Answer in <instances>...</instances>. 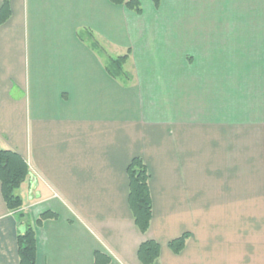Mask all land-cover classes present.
<instances>
[{
	"label": "crops",
	"instance_id": "crops-1",
	"mask_svg": "<svg viewBox=\"0 0 264 264\" xmlns=\"http://www.w3.org/2000/svg\"><path fill=\"white\" fill-rule=\"evenodd\" d=\"M137 1L139 14L118 0L11 1L0 149L29 177L20 212L0 181V264H21L22 214L35 264H142L146 240L156 264H264V0ZM84 31L131 52L128 86ZM134 158L150 176L146 234L129 204Z\"/></svg>",
	"mask_w": 264,
	"mask_h": 264
},
{
	"label": "trees",
	"instance_id": "trees-1",
	"mask_svg": "<svg viewBox=\"0 0 264 264\" xmlns=\"http://www.w3.org/2000/svg\"><path fill=\"white\" fill-rule=\"evenodd\" d=\"M11 1L3 0L0 10V24L7 22L11 16ZM160 0H155L158 4ZM120 4H125L129 9L138 14L141 13V7L137 0H118ZM85 33V34H84ZM79 33V38L84 41L89 36L94 39V35L89 32ZM87 33V35H86ZM93 42V41H92ZM92 46L99 49V54H106L100 47L99 42L94 41ZM95 45V46H94ZM130 59V51L124 57L113 59L108 57L105 62V68L108 74L117 80L129 85L131 76L124 70V65ZM130 180L129 204L133 212L137 228L146 234L151 226L153 217V201L150 192V176L146 164L140 158H134L128 168ZM29 177V167L20 155L13 151L0 149V181L2 184V194L11 212H20L23 208V199L17 194ZM26 215L22 214L21 218ZM51 212H46L40 216L37 225L44 220L55 218ZM27 230L19 236V256L21 264H35L36 261V233L30 223H27ZM189 239V234L170 242L169 247L176 255L180 254ZM97 255V260H98ZM161 256V247L154 240H146L140 245L138 258L142 264H156Z\"/></svg>",
	"mask_w": 264,
	"mask_h": 264
},
{
	"label": "rangeland",
	"instance_id": "rangeland-1",
	"mask_svg": "<svg viewBox=\"0 0 264 264\" xmlns=\"http://www.w3.org/2000/svg\"><path fill=\"white\" fill-rule=\"evenodd\" d=\"M84 32H88V31H84ZM83 32V33H84ZM85 34V33H84ZM86 35H87V33H86ZM85 39L86 40H89V41H91V44H95L94 43V41H97V42H99V44H100V47L105 51V53L106 54H101V56L103 57V59H104V61L106 62V59L108 58V57H110V58H113V59H118V58H120V57H124L125 55H127V53L129 52V51H119V50H114V49H109V48H106L102 43H101V41L97 38V37H95L94 36V39H92V38H90L89 36H86L85 37ZM93 41V42H92ZM95 46V45H94ZM98 48L96 49V51L98 52ZM100 51V50H99ZM99 53V52H98ZM130 58H131V52H130ZM130 60V59H129ZM129 60L126 62V64L124 65V70H125V72L128 74V75H130L131 76V80H130V83L132 82V80H133V78H132V75H131V73L128 71L129 70V67H128V65H129ZM124 83V82H123ZM129 83V84H130ZM128 86V85H127ZM141 159V158H140ZM141 160H143V159H141ZM144 162V161H143ZM28 179V178H27ZM27 181V180H26ZM25 181V182H26ZM255 180L254 179H245L244 180V182H245V185H248V186H251L252 184H253V182H254ZM21 189V188H20ZM19 189V190H20ZM17 194H18V192H17ZM19 195V194H18ZM20 196V195H19ZM21 197V196H20ZM22 198V197H21Z\"/></svg>",
	"mask_w": 264,
	"mask_h": 264
},
{
	"label": "water",
	"instance_id": "water-1",
	"mask_svg": "<svg viewBox=\"0 0 264 264\" xmlns=\"http://www.w3.org/2000/svg\"><path fill=\"white\" fill-rule=\"evenodd\" d=\"M22 222H23V225H22V227L20 228L19 231H20L21 234H24L26 232V230H27L26 224L28 223V218L24 217Z\"/></svg>",
	"mask_w": 264,
	"mask_h": 264
}]
</instances>
